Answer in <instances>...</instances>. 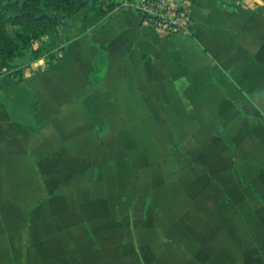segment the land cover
Returning a JSON list of instances; mask_svg holds the SVG:
<instances>
[{
  "label": "crops",
  "instance_id": "obj_1",
  "mask_svg": "<svg viewBox=\"0 0 264 264\" xmlns=\"http://www.w3.org/2000/svg\"><path fill=\"white\" fill-rule=\"evenodd\" d=\"M190 1L188 37L125 3L3 78L0 264H264V0Z\"/></svg>",
  "mask_w": 264,
  "mask_h": 264
},
{
  "label": "trees",
  "instance_id": "obj_2",
  "mask_svg": "<svg viewBox=\"0 0 264 264\" xmlns=\"http://www.w3.org/2000/svg\"><path fill=\"white\" fill-rule=\"evenodd\" d=\"M117 7L114 0H0V90L6 77L3 71L21 76L25 68L41 60L48 65L56 61L63 52L61 38L50 52H45V44L60 35L63 25L80 15L101 21ZM94 67L92 86L100 82L101 73L97 62Z\"/></svg>",
  "mask_w": 264,
  "mask_h": 264
},
{
  "label": "built area",
  "instance_id": "obj_3",
  "mask_svg": "<svg viewBox=\"0 0 264 264\" xmlns=\"http://www.w3.org/2000/svg\"><path fill=\"white\" fill-rule=\"evenodd\" d=\"M156 32L188 37L192 26L190 0H141L128 4Z\"/></svg>",
  "mask_w": 264,
  "mask_h": 264
},
{
  "label": "rangeland",
  "instance_id": "obj_4",
  "mask_svg": "<svg viewBox=\"0 0 264 264\" xmlns=\"http://www.w3.org/2000/svg\"><path fill=\"white\" fill-rule=\"evenodd\" d=\"M114 2H116V4L118 5V7L119 6H121V5H123V4H125V3H128V4H130V2H131V0H114ZM57 38H58V40H60V35H59V33H58V35H57V37H54V39L53 40H51V41H46V46L47 47H45V52L47 53V52H50V50H52L53 48H55V46H56V41H57ZM39 46H41V44H39V45H37L36 46V48H38ZM29 67V66H28ZM27 67V68H28ZM26 69V68H25ZM24 69V70H25ZM3 74H5L6 75V77H8V78H18L20 75L19 74H16V73H13V74H10V73H7V71H3L2 72ZM10 74V75H9Z\"/></svg>",
  "mask_w": 264,
  "mask_h": 264
}]
</instances>
